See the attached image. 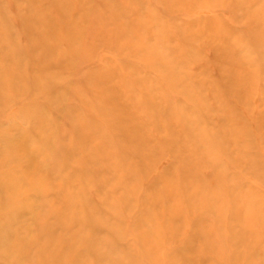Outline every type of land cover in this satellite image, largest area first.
Listing matches in <instances>:
<instances>
[{"label":"rangeland","instance_id":"obj_1","mask_svg":"<svg viewBox=\"0 0 264 264\" xmlns=\"http://www.w3.org/2000/svg\"><path fill=\"white\" fill-rule=\"evenodd\" d=\"M0 264H264V0H0Z\"/></svg>","mask_w":264,"mask_h":264}]
</instances>
